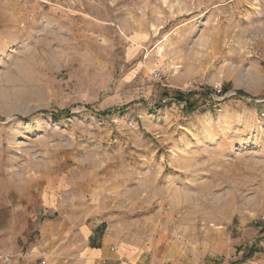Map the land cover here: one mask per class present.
I'll return each mask as SVG.
<instances>
[{
  "label": "rangeland",
  "instance_id": "374dc122",
  "mask_svg": "<svg viewBox=\"0 0 264 264\" xmlns=\"http://www.w3.org/2000/svg\"><path fill=\"white\" fill-rule=\"evenodd\" d=\"M92 220L145 264H264V0H0V264H72Z\"/></svg>",
  "mask_w": 264,
  "mask_h": 264
},
{
  "label": "crops",
  "instance_id": "0c3cea01",
  "mask_svg": "<svg viewBox=\"0 0 264 264\" xmlns=\"http://www.w3.org/2000/svg\"><path fill=\"white\" fill-rule=\"evenodd\" d=\"M35 219H25L21 231V239L28 242L34 229ZM47 230L49 225H44ZM55 236L61 241L66 239L63 231L58 230ZM46 235V233L44 234ZM80 246L72 264H145L140 255L119 246L107 232L106 222L92 220L81 224L77 230ZM113 249V250H112ZM115 249V250H114Z\"/></svg>",
  "mask_w": 264,
  "mask_h": 264
},
{
  "label": "trees",
  "instance_id": "16d2710c",
  "mask_svg": "<svg viewBox=\"0 0 264 264\" xmlns=\"http://www.w3.org/2000/svg\"><path fill=\"white\" fill-rule=\"evenodd\" d=\"M215 92L212 89H204L201 90L200 92H188L186 94H182V93H175L174 94V100L176 103H183L184 104V110L190 112H193L196 110L197 108V102L198 100H192V97L198 96V98L203 99L204 101L208 100L209 97L214 94ZM235 96L238 98H243V99H248V96L241 92V91H237L235 92ZM44 114L46 112H43ZM261 226L264 229V222H262ZM259 227V224H258ZM262 229V230H263ZM251 251H248V255H251L252 253H250Z\"/></svg>",
  "mask_w": 264,
  "mask_h": 264
},
{
  "label": "built area",
  "instance_id": "2783aa9c",
  "mask_svg": "<svg viewBox=\"0 0 264 264\" xmlns=\"http://www.w3.org/2000/svg\"><path fill=\"white\" fill-rule=\"evenodd\" d=\"M157 79H159L160 78V74H158V73H156L155 75H154ZM113 250V249H112ZM115 250V249H114Z\"/></svg>",
  "mask_w": 264,
  "mask_h": 264
},
{
  "label": "bare ground",
  "instance_id": "6f19581e",
  "mask_svg": "<svg viewBox=\"0 0 264 264\" xmlns=\"http://www.w3.org/2000/svg\"><path fill=\"white\" fill-rule=\"evenodd\" d=\"M164 3H166V0H164ZM16 199V198H15Z\"/></svg>",
  "mask_w": 264,
  "mask_h": 264
}]
</instances>
